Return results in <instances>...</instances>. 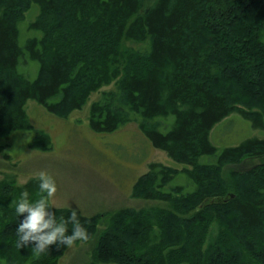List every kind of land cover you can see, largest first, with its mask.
I'll list each match as a JSON object with an SVG mask.
<instances>
[{"label":"trees","instance_id":"trees-1","mask_svg":"<svg viewBox=\"0 0 264 264\" xmlns=\"http://www.w3.org/2000/svg\"><path fill=\"white\" fill-rule=\"evenodd\" d=\"M62 1L0 0V153L11 159L12 134L34 129L30 100L57 113L99 93L90 106L94 131L137 122L182 168L152 163L134 195L168 207L115 214L86 264H264V166L222 175L226 163L264 156V138L214 140L215 128L236 118L264 135V0H155L147 8L146 0ZM23 6L39 8L26 26L17 16ZM58 12L66 30L51 21ZM237 86L257 105L243 107ZM37 134L31 148L51 150V136ZM39 183L0 179V264H59L51 253L35 256L32 244L17 247L24 217L11 201L25 189L40 199ZM49 206L57 223L70 217L71 208ZM77 211L91 243L100 215Z\"/></svg>","mask_w":264,"mask_h":264},{"label":"rangeland","instance_id":"rangeland-1","mask_svg":"<svg viewBox=\"0 0 264 264\" xmlns=\"http://www.w3.org/2000/svg\"><path fill=\"white\" fill-rule=\"evenodd\" d=\"M57 1L59 4L63 3L62 0ZM154 2L155 0H146V8ZM38 13L37 6H33L31 10L23 6L18 10L17 16L22 19L20 24L26 26L27 21L34 20ZM50 15L57 29L63 31L67 28L68 24L61 17L64 14L58 12ZM31 74L35 76L33 71ZM230 83L232 86L241 84ZM218 86L214 90L220 88ZM109 88L111 86L105 89ZM236 90L237 101L242 102L243 107L249 109L250 106L257 105L254 97L247 95L248 92L241 95L240 86ZM98 96L99 93L93 94L79 110H60L57 113H51L38 102L30 100L26 111L34 129L12 134L6 150L11 159L4 152L0 153V179L13 176L17 184L22 186L44 171L55 180L57 186L55 197L50 200L53 207L76 209L88 216L100 215L91 243L80 242L71 249L54 245V248L48 250L47 253L58 258L59 264H86L92 261L110 219L118 212L124 209L141 211L153 207H168L166 202L142 198L140 192L139 196L134 195L137 183L148 173L152 163L182 168L166 152L154 147L137 122L129 123L112 133L94 131L90 125V106ZM2 110L7 111V108ZM4 116L5 113H2L0 121ZM227 121L232 120L230 118ZM222 126L224 127L217 126L214 131V140L219 145L235 144L245 137L264 138L259 130L249 131L251 123L243 119L236 118L226 129ZM37 131H44L51 136V150L31 148L30 144L38 137ZM259 166H264V156L249 154L238 162L226 163L222 175L230 180L233 172L247 173ZM243 196L246 197L245 194ZM126 237L127 244L131 243L133 236ZM113 241L118 243L120 239Z\"/></svg>","mask_w":264,"mask_h":264},{"label":"clouds","instance_id":"clouds-1","mask_svg":"<svg viewBox=\"0 0 264 264\" xmlns=\"http://www.w3.org/2000/svg\"><path fill=\"white\" fill-rule=\"evenodd\" d=\"M37 178L40 182V199L30 201L29 192L25 189L19 194V199L12 200L10 204L19 217H24L17 228V247L23 248L32 244L34 255L39 257L48 252L52 245H63L71 249L76 246L77 241L81 244L87 243L89 236L78 218L77 210L72 209L70 217L67 220L61 218L59 223L55 213L50 210L49 200L54 199L57 192L55 180L44 171L39 172ZM68 224L72 225L71 235H67Z\"/></svg>","mask_w":264,"mask_h":264},{"label":"bare ground","instance_id":"bare-ground-1","mask_svg":"<svg viewBox=\"0 0 264 264\" xmlns=\"http://www.w3.org/2000/svg\"><path fill=\"white\" fill-rule=\"evenodd\" d=\"M224 125H225V123H224ZM226 126V125H225ZM223 127V126H222ZM224 128V127H223Z\"/></svg>","mask_w":264,"mask_h":264}]
</instances>
